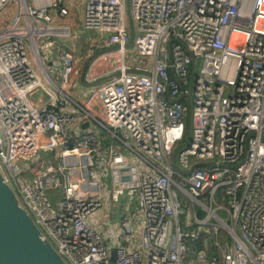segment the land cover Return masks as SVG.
I'll use <instances>...</instances> for the list:
<instances>
[{"label":"built area","instance_id":"built-area-1","mask_svg":"<svg viewBox=\"0 0 264 264\" xmlns=\"http://www.w3.org/2000/svg\"><path fill=\"white\" fill-rule=\"evenodd\" d=\"M70 3L0 0V168L38 227L68 264H264V0H128L132 53L125 0ZM79 59L107 78L77 94Z\"/></svg>","mask_w":264,"mask_h":264},{"label":"water","instance_id":"water-1","mask_svg":"<svg viewBox=\"0 0 264 264\" xmlns=\"http://www.w3.org/2000/svg\"><path fill=\"white\" fill-rule=\"evenodd\" d=\"M127 6L128 0H125L126 22L128 27V39L125 46L130 47L132 44L133 27ZM84 66L85 65H83L78 75V80L82 85L87 86L107 78V76H104L91 82L84 81L82 78ZM134 70L148 73V71ZM188 88H190V82ZM262 138L264 139V134ZM176 148L177 147L173 149L172 163L174 168L178 169L174 161V152ZM71 159L72 157H69V160ZM197 163L211 165L214 162L199 161ZM194 165L195 164H192L191 167ZM180 172L186 173L187 170H181ZM110 259H114V247L110 248ZM0 264H68L38 227L26 207L21 203L17 193L5 179L1 168Z\"/></svg>","mask_w":264,"mask_h":264},{"label":"rangeland","instance_id":"rangeland-1","mask_svg":"<svg viewBox=\"0 0 264 264\" xmlns=\"http://www.w3.org/2000/svg\"><path fill=\"white\" fill-rule=\"evenodd\" d=\"M80 3H81V0H71V3L69 5V10H70V13L74 17L76 27L79 25ZM47 12L53 13V12H55V9L54 8L47 9ZM5 16L6 15L3 14V17H5ZM125 18H126V15H125ZM73 45L75 46V49H76L75 54H78L80 52L81 53L84 52L87 54V56H89L94 51V47H95V45L91 43V37L88 34L84 33L83 31L78 32V36L76 38H74V40H73ZM133 51H134V48L132 46L127 47V49H126V53H132ZM84 61H85V59H79V60L74 61V70H75L76 74H78L80 72ZM138 61L139 60H134V63H137ZM44 66H45L46 71L53 78H55L56 75L54 73L50 72L49 67L47 66L46 63H44ZM40 76H41L42 81H44V83H45V80L42 77V74H40ZM86 87L87 86L82 85L77 78V80H75L73 82V85L71 88H72V91L74 93L80 94L81 91H83ZM41 92H42L41 88L36 87L35 89L32 90V92H29L27 94V96L28 97H34V95L40 94ZM79 128L81 130H83L85 128L83 122H79ZM96 128L100 132V135L102 136L103 140L106 141L107 133L105 132V130L98 124H96ZM52 153H53V149H51V148L40 149L38 152V156L44 157V158H47V157L51 158ZM107 183H108V181H107ZM44 193L47 196V198L49 199L51 205H53L54 207H56L55 206L56 202L62 199V192H61L60 186H52V187L46 186L44 188ZM105 195L106 194H104V192L101 193V196L103 197V203H102L101 207L96 210V213H99V212L102 214L107 213V216L110 220H115V217L113 215H110V213H109L111 210H115V208H113L111 206V202H110L109 198L106 197ZM188 203H189V199L185 195H181L180 196V207L183 211L187 212L190 210L189 207L187 206ZM108 205H109V207H108ZM134 205H135L134 200L132 198H130L126 194H122L119 197L118 207L116 208L117 212H115L114 215L119 216L118 212H123L126 209H131L134 207ZM97 217H98V215H97ZM98 219H99V217H98ZM99 221L102 224V228H104L105 227L104 221H101V220H99ZM111 263H112V260H111L110 264Z\"/></svg>","mask_w":264,"mask_h":264},{"label":"crops","instance_id":"crops-1","mask_svg":"<svg viewBox=\"0 0 264 264\" xmlns=\"http://www.w3.org/2000/svg\"><path fill=\"white\" fill-rule=\"evenodd\" d=\"M97 215H98L99 219H98ZM117 219L116 220H110L108 218V216H107V213L102 214L100 212L96 213V211H94L93 213H91L89 215V217L87 219V222L90 225H92L100 234L105 235V231H106L107 227H109L111 230L114 229L113 225L117 222ZM99 220L104 221V223H105V227L104 228H102V224H101V222ZM107 236L108 237L105 236V240L109 242L110 246H114L115 244L113 243V241L109 240V235H107Z\"/></svg>","mask_w":264,"mask_h":264}]
</instances>
